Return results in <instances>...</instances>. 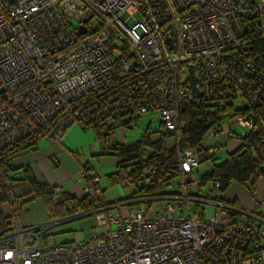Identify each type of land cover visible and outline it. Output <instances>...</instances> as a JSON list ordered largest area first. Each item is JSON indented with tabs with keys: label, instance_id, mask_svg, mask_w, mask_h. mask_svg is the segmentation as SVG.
Instances as JSON below:
<instances>
[{
	"label": "built area",
	"instance_id": "1",
	"mask_svg": "<svg viewBox=\"0 0 264 264\" xmlns=\"http://www.w3.org/2000/svg\"><path fill=\"white\" fill-rule=\"evenodd\" d=\"M259 42L264 0H0V155L44 137L59 143L75 124L96 136L108 131L103 142L113 147L126 145V132L148 116L155 121L140 139L179 132L194 102L263 104L264 71L252 54ZM255 121L252 114L233 123L246 129L243 138ZM220 132L216 125L209 136ZM205 149L215 155L221 145ZM203 158L177 149L180 177L151 195H135L131 175L120 169L131 194L111 203L104 178L83 169L93 210L35 226L22 223L5 181L0 264H264V199L253 211L224 202L219 183L200 185L195 172ZM205 206L218 211L207 219ZM90 217L99 228L92 237L48 243L55 227Z\"/></svg>",
	"mask_w": 264,
	"mask_h": 264
},
{
	"label": "trees",
	"instance_id": "2",
	"mask_svg": "<svg viewBox=\"0 0 264 264\" xmlns=\"http://www.w3.org/2000/svg\"><path fill=\"white\" fill-rule=\"evenodd\" d=\"M252 54L256 58V65L264 71V42L257 43ZM241 104L210 108L202 101L194 102L182 112V126L179 132L162 135L156 142L151 140L152 134L147 133L133 145L110 146L111 151L119 159L116 183L121 181L120 169H125L132 177V191L135 195L155 194L164 189L165 182L180 177L177 168L173 167L177 149L181 151L196 149L203 154L202 165L204 163L212 165L205 173L198 169L195 172L201 186L219 183L222 194L233 183L247 186L252 190L255 182L264 176V103L253 108ZM252 114L256 119L255 129L241 138L239 147L229 153L224 161L219 154L209 155L206 152L204 142L216 125L222 128L224 123L237 118L250 119ZM107 132L97 137L103 142L104 138L109 136ZM171 138L177 143L175 149L168 150L167 141ZM33 147L16 146L0 155V232L7 228L8 221L4 211L8 202L5 181L10 183L9 190L16 194V204L21 211L33 200L43 201L50 220L93 210L89 197L76 200L66 193L38 183L29 169L12 166V159L16 155ZM148 149L152 151L147 152ZM145 162H147L146 165ZM147 166H156L159 172L153 177L149 176L145 173ZM84 170L88 176H92L89 166L84 167Z\"/></svg>",
	"mask_w": 264,
	"mask_h": 264
},
{
	"label": "crops",
	"instance_id": "3",
	"mask_svg": "<svg viewBox=\"0 0 264 264\" xmlns=\"http://www.w3.org/2000/svg\"><path fill=\"white\" fill-rule=\"evenodd\" d=\"M224 124L229 125V132L225 133L222 126L217 138L208 136L204 142V148L221 145L219 157L226 152V155L221 157L222 161L239 147L242 134L246 131L233 121ZM139 139L140 137L135 140ZM235 141L237 144L230 149V144ZM110 148L96 134L94 136L78 127H72L59 143H53L45 137L38 139L33 148L19 153L12 159V166L29 169L38 183L66 193L76 200H83L86 197L82 172L84 167L89 166L91 175H100L104 178L105 201L111 203L119 199L109 195L110 187L117 184L119 159ZM206 171L208 169L204 170V173ZM222 196L224 202L233 203L246 211H253L255 200L264 199V176L255 182L252 190L247 186L233 183ZM4 211L7 214V205ZM21 220L25 226L41 225L51 221L42 200H33L25 205Z\"/></svg>",
	"mask_w": 264,
	"mask_h": 264
},
{
	"label": "rangeland",
	"instance_id": "4",
	"mask_svg": "<svg viewBox=\"0 0 264 264\" xmlns=\"http://www.w3.org/2000/svg\"><path fill=\"white\" fill-rule=\"evenodd\" d=\"M154 116H148L141 118L138 122L137 129L133 131L126 132V139H125V144L127 145H133L137 143L139 140L138 137L141 136L144 130H146L149 125L154 122ZM155 124V123H153ZM72 127H78L82 131L88 132L90 134H93L95 136V132L92 129L89 130H83L79 125L75 124ZM72 127H70L67 131H69ZM157 126L154 125V129H156ZM229 125L224 124L223 128L225 130V133L229 132ZM67 133V132H66ZM66 135V134H65ZM168 135L166 132H156L153 133L151 136V140L153 141H158L161 136ZM167 149L168 150H173L176 147L177 141L173 138L168 139L167 141ZM210 143V141H207ZM205 144V143H204ZM236 141L230 144V149H232L235 146ZM149 150V151H148ZM147 152H151L152 150L148 149ZM226 155V152H223L220 156L224 157ZM211 163H204L200 169H198L200 172L210 169L211 168ZM116 168V166L114 167ZM104 180V179H103ZM105 181V180H104ZM103 181V183H104ZM109 195L114 197V198H119L115 199L113 202L120 201L122 199H125L130 196L131 194V188H128L124 185V183H118L115 186L110 187L109 189ZM108 195V197H109ZM106 199V198H105ZM157 205V204H156ZM158 205L154 207V209H158ZM205 217L209 219L210 217L214 216L216 212L218 211L216 207L213 206H205ZM127 209L123 208L122 213L126 214ZM113 213L115 215L119 214L118 210H114ZM52 221V220H51ZM47 223V222H46ZM99 231V228L96 227L95 221L93 218H84L72 222H68L66 224H62L58 227H55L51 232H50V237L48 239V243L50 245H61V244H66V243H73V242H81L85 241L88 238L92 237L95 233Z\"/></svg>",
	"mask_w": 264,
	"mask_h": 264
},
{
	"label": "water",
	"instance_id": "5",
	"mask_svg": "<svg viewBox=\"0 0 264 264\" xmlns=\"http://www.w3.org/2000/svg\"><path fill=\"white\" fill-rule=\"evenodd\" d=\"M190 81L195 99H200L199 90L197 88V82L192 67H190ZM2 92L3 91L1 90L0 93Z\"/></svg>",
	"mask_w": 264,
	"mask_h": 264
}]
</instances>
